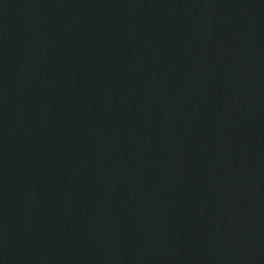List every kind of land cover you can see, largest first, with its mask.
<instances>
[{"label":"water","instance_id":"water-1","mask_svg":"<svg viewBox=\"0 0 264 264\" xmlns=\"http://www.w3.org/2000/svg\"><path fill=\"white\" fill-rule=\"evenodd\" d=\"M0 264H264V0H0Z\"/></svg>","mask_w":264,"mask_h":264}]
</instances>
